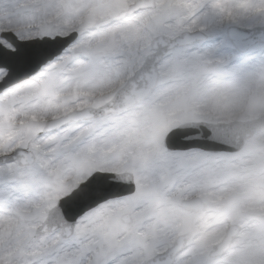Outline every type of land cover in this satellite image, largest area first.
Masks as SVG:
<instances>
[{"label":"snow or ice","instance_id":"6c2138e0","mask_svg":"<svg viewBox=\"0 0 264 264\" xmlns=\"http://www.w3.org/2000/svg\"><path fill=\"white\" fill-rule=\"evenodd\" d=\"M251 13L0 0V264H264V66L188 51Z\"/></svg>","mask_w":264,"mask_h":264},{"label":"rangeland","instance_id":"374dc122","mask_svg":"<svg viewBox=\"0 0 264 264\" xmlns=\"http://www.w3.org/2000/svg\"><path fill=\"white\" fill-rule=\"evenodd\" d=\"M256 2L259 3V0H256ZM206 13L207 9L205 10V14ZM252 14L253 13L243 16L238 21H233L232 23L234 25H240L241 27H255L257 25L264 24V15L257 19H249V16L251 17ZM222 21L223 20H221L219 17H216L214 20H209L207 18L203 19L202 24L206 26L204 31L210 36V39L213 41V43L210 45H202L196 48H190L188 49L189 53H206L210 55L212 59L222 61L220 65L221 70L229 74H242L243 72H245V68L247 70H254L256 68L264 66V55L261 58L263 62H260L259 56L256 55L251 56V59L244 62L240 66L230 65L232 54L227 49L229 45H221L219 42L224 34L220 31ZM216 25H218V32L214 31V26Z\"/></svg>","mask_w":264,"mask_h":264},{"label":"bare ground","instance_id":"6f19581e","mask_svg":"<svg viewBox=\"0 0 264 264\" xmlns=\"http://www.w3.org/2000/svg\"><path fill=\"white\" fill-rule=\"evenodd\" d=\"M217 27V26H216Z\"/></svg>","mask_w":264,"mask_h":264}]
</instances>
